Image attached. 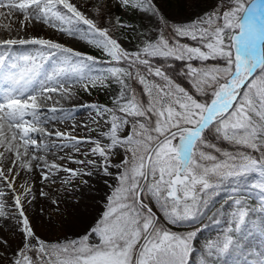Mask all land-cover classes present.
<instances>
[{"label": "snow or ice", "instance_id": "snow-or-ice-1", "mask_svg": "<svg viewBox=\"0 0 264 264\" xmlns=\"http://www.w3.org/2000/svg\"><path fill=\"white\" fill-rule=\"evenodd\" d=\"M117 3L147 20L154 39L126 50L111 35V21L108 28L100 26L103 3L90 6V18L73 0H0L6 10L0 17H22L16 37L11 23L4 25L8 37H0V75L12 83L0 96V165L6 153L13 157L7 171L0 167V219L16 222L24 241L8 259L2 248L9 242L0 237V264H212L203 256L194 259L199 228L185 233L172 228L194 226L222 188L258 174L261 183L252 187L260 191L259 209L243 197L233 199L222 238L205 246L208 257L230 249L250 251L244 247L245 230L252 214L264 217V0H219L188 22L165 17L155 0ZM37 24L86 42L107 59L97 62L49 39L19 36ZM116 27L135 31L118 17ZM183 38L196 46L182 43ZM25 45L39 47L34 55H11ZM169 60L185 62L180 75L188 88L168 74ZM76 86L89 94L97 87L111 94V107L84 105L95 113V127L85 126L95 136L73 135L75 125L72 131L45 127L74 119L73 111L57 106L73 99ZM48 141L78 154L59 160L80 167L38 154L50 151ZM22 172L30 175L21 179ZM61 173L67 178L60 179ZM37 174L41 185L60 179L74 212L84 196L81 186L92 191L93 181L101 180L111 189L106 210L82 236L41 240L25 210L37 199ZM39 196L51 199L43 188ZM8 202L11 213L5 210ZM259 230L264 237V219ZM260 257L256 264H264V252Z\"/></svg>", "mask_w": 264, "mask_h": 264}, {"label": "rangeland", "instance_id": "rangeland-1", "mask_svg": "<svg viewBox=\"0 0 264 264\" xmlns=\"http://www.w3.org/2000/svg\"><path fill=\"white\" fill-rule=\"evenodd\" d=\"M155 2L158 4L160 9L162 10L165 17L169 18L170 20H175L178 22H188L193 20L199 13H203L208 11L213 4L219 3V0H155ZM227 2V0H226ZM73 3L78 4L80 6V10L83 11L86 15H88L90 18L93 17V13L91 11V5L103 3L106 5L107 9L112 12H116V17L113 19L112 12H105L103 20L101 22V27L108 28L109 27V21L112 23V32L111 35L118 40V42L124 47L126 50L129 51H135L137 50L135 46H133V42L131 41V35L138 36L140 38V43H145L148 41H151L155 37V31L153 26L149 25L148 21L145 20L138 12L132 13V12H125V10L119 6L117 3V0H73ZM85 5H88V7H85ZM0 11H6L0 9ZM119 18L122 23H128L135 25V31L130 29H123L116 27V18ZM12 18H16V24L18 25V28L20 26V20L22 19L21 16L16 15ZM6 25L4 21H1V24ZM13 24V23H12ZM40 25V28L31 27L29 26V31H27L28 38H47L50 37V41H54L57 43H60L66 47H69L73 49L74 51H79L83 54L93 56L97 62L104 61L107 59L106 55L98 49H95L94 47L88 45L86 42L70 38L66 34H62L54 29L48 28L42 24ZM12 26V25H11ZM1 27V26H0ZM5 28V27H3ZM6 29L0 30V36L2 35V31L5 32ZM53 39V40H52ZM55 39V40H54ZM58 40V41H57ZM138 42V43H139ZM182 43H187L190 46H196V42L183 38L181 40ZM139 43V44H140ZM30 46V47H29ZM39 46H33V45H25V46H16L11 53L13 56H19V55H25V54H35V48H38ZM30 49V50H29ZM27 50V51H26ZM154 63L158 65H164L163 60L154 61ZM169 64H171L172 68V62L168 61ZM184 70L186 71L185 62H183ZM194 66H199L198 61L192 62ZM207 63L214 64L217 63V61H209ZM222 63V62H220ZM51 64H46V68H50ZM104 65H101L98 63L97 67H103ZM167 68L168 74L171 76V73L169 72V69ZM96 73H93L95 75ZM8 84V85H7ZM6 87L7 90L12 87L11 81L8 83H5L3 86H0V88ZM9 87V88H8ZM114 87V86H113ZM138 89H142L140 85H136ZM72 91L76 94L72 100L67 101L69 104L75 105L76 107H81L84 105H106L111 107V94H106V91L102 88H90V94L89 92L83 91L82 88L79 86L73 87ZM66 102V101H63ZM66 102V103H67ZM85 110L83 112H74V118L80 119L83 114H85ZM90 114V120L86 119H80L78 124H82V127L78 134L82 135V137L87 135L95 136L96 133H88L86 130V127H95L93 124V119L95 117V113L89 109L87 111ZM92 115V116H91ZM53 131V130H52ZM55 131V130H54ZM75 134V133H74ZM53 140H56L55 137H53ZM59 143V141H56ZM216 143L214 140L212 141ZM49 149L52 155H55V157L61 153V154H67V152H64L60 149L53 147L52 141H49ZM219 146L221 148H225L229 151L232 150L230 145H222L225 143H219ZM72 151V150H71ZM69 151L67 155H78L74 153L73 151ZM71 152V153H70ZM80 159H83V157H79ZM116 160L122 159V157H116ZM49 162H52V159L49 160ZM66 162V161H65ZM10 164L8 161H4L0 167H3L5 171H7V168L10 167ZM71 166V164L69 165ZM72 167H80L78 165L72 164ZM115 171V169H113ZM109 183L114 184L115 180L114 178H108ZM59 181V180H58ZM261 183V178L258 174H251L248 175L245 178H241L240 180L225 186L221 189L220 194L214 198L212 204L209 206V209L207 210L206 215L203 216V218L198 221L194 226L190 224H184V225H177L176 227L172 228L173 231L185 233L187 231L195 230L196 228H199L201 231L198 233V243L195 244L196 249H201L206 246V244L210 241H216L222 238V234L224 229L228 226L226 221L230 218V213L233 210L232 204L233 199L235 198H245V202L251 207L259 209V201H260V191L259 188H253V185H259ZM41 187H38V190H36L37 195L39 194ZM7 191V189H5ZM111 189L107 186L105 190L100 195V201L97 205V209L93 212V215L89 218V220L85 223V227H78V225L75 224L74 220L71 221L73 215L75 212L72 210V204L65 199L67 194L62 195V197H54L52 199H60L62 202L59 205H55L51 203V199H48V197H39L37 196V199L33 201L31 205L26 206V214L30 219L31 226L33 227L36 236H38L41 240L45 242H64L67 239L76 238L79 236H82L85 232V229L90 228L94 223L102 216L103 211L106 210V203H107V194H109ZM230 197L232 199H230ZM44 201V202H43ZM50 202V203H48ZM11 202H8L6 204V212L11 213L13 209L10 206ZM46 204V205H45ZM52 205V206H51ZM153 209L155 210V205H152ZM87 207H90V203L85 199H82L80 201L79 208L84 211V209H87ZM45 208V209H44ZM50 208V209H49ZM69 209V210H68ZM57 210V211H56ZM55 212V213H54ZM59 213V214H58ZM58 215V219L60 221H56L54 219L55 215ZM161 219H163L161 217ZM264 219V217L261 216L259 211L252 214V219L249 221V223L253 222L254 227L257 229L259 228V225L261 223V220ZM2 223V222H1ZM0 223V225H1ZM11 230L8 232L10 235H5L2 233V228H0V237L6 239L9 242V247H3L2 251L7 253L8 259H11L13 256L14 251L17 249V247L23 246V237L22 233L19 231L18 226L16 222L13 220L11 221ZM257 223V224H256ZM76 225V226H75ZM171 227V226H169ZM7 229V228H5ZM8 230V229H7ZM6 232V231H5ZM247 231L245 230V233ZM13 233H15L13 235ZM244 233V234H245ZM219 238V239H217ZM259 243H256V246L259 249L256 250V253L258 254L256 256L260 257V253L264 252V245H262L261 240H258ZM33 243H35L33 241ZM252 245V242H251ZM203 246V247H202ZM255 247V244H254ZM255 247V248H256ZM263 248V249H262ZM257 249V248H256ZM205 259H210L212 261V264H225V254H217L212 257H208L205 253L204 255ZM3 264H7V261H4Z\"/></svg>", "mask_w": 264, "mask_h": 264}, {"label": "bare ground", "instance_id": "bare-ground-1", "mask_svg": "<svg viewBox=\"0 0 264 264\" xmlns=\"http://www.w3.org/2000/svg\"><path fill=\"white\" fill-rule=\"evenodd\" d=\"M1 21H4V23H6V25L9 24V23H11V25H12L11 26L12 27L11 35L13 37H16L17 36V31L16 30L19 29L18 28V25L16 24L17 19L16 18H12V17L9 18V17H6V16L0 17V26H1L0 27V30L5 29V28H3L4 27V24H3V22L1 24ZM36 26H37V28H40V25L39 26L36 25ZM31 31H29V32H31ZM1 33H2V35L0 37H3V38H7L8 35H9V33L6 30H5V32L2 31ZM19 36L20 37H23V38H28V35L26 33H23V32L19 33ZM45 39H51V38L50 37H47ZM49 67H50V65H49ZM8 82H9V80L4 79L3 75H0V86H3L5 83H8ZM6 91H7V88H5V87L4 88H0V93H1L0 96H3L4 92H6ZM66 102H62V104L61 105H58L57 107H63L65 110H71V111L79 112V113L80 112H83L85 110L86 111L85 114H83V116L80 119H86L88 121L90 120V114L87 112L90 109L89 107H83V106H81L79 108V107H76L75 105H72V104H69L68 102L67 103ZM49 106H51V102H49ZM45 111H46V109H45ZM80 119H78V118L69 119L66 122V124L52 122L51 124L45 125V127H47L49 129V131H52V130L54 131L57 128H59L61 130H64V131H72V127H73V125H75L76 128H75V131L72 132V134L82 137L81 134L80 135L78 134V132L80 130H82L81 129L82 124H78ZM32 135L35 136L37 134L33 133ZM38 142H39V140H38ZM48 144H50L49 141H48ZM84 147H87V146H84ZM0 151H3V149L0 148ZM60 151L61 150H59V152ZM63 151L64 152H67V154H68V152L71 151V150L70 149H65ZM38 154L45 155L48 160L55 159L56 162L63 163L65 167H72V164H71V166H69L70 163L59 160V157L60 156H64V154L59 153L56 157H55V155H52L51 152H50V154L48 152L47 153H38ZM5 155L8 157V159H5L4 161H8V163L10 164L9 166L11 167L12 166L11 165V159L13 158L12 157V154L11 153H6ZM28 175H30V174L29 173L22 172L21 173V179H23L24 177H27ZM59 175H60V179L67 178V176H68L67 173H61ZM60 179H57L56 180V183L54 185L53 184L41 185L40 184V181H39V175L37 174L36 179H35V182L33 184V187H34L35 190H38V187L43 188V190L45 192H48L49 193V196L51 197V199L54 198V197H58V196L59 197H62V195L66 194V193H64V191H63L64 186L61 185ZM106 179H108V178H106ZM93 183H94V190H92V191H87L86 186H83V185L81 186V187H85V192H84V196H83L82 199H85L87 201V203L89 201L90 207H87V209H84V211H82L79 208L78 211H75L74 214H71V215H73V217L75 216L74 218H72L71 221L73 222V220H74L75 224L78 225V227H85V223L89 220V218L93 215V212L97 209V205H98V203L100 201V195H101V193L105 190V188H107V185L105 183H103L99 179L94 180ZM39 197L40 196H38V198ZM48 199H50V198L48 197ZM48 203H50V202H48ZM53 216H55L54 219L56 221H58V222L60 221V219H58L59 217H58L57 214H55ZM11 221H12L11 219H0V223L2 222L1 225H0V228H2V226H3V229L1 231H2L3 234L8 235V236L10 235V233L8 234V232L11 230V228H10L11 227V224H12ZM252 223L253 222L249 223L248 228L246 229L247 232L244 234L246 236V239L244 240V247H245V249L250 250V251H239V250H236V249H230L228 252L224 253L225 256H226V258H225V264H245V261H247V264H256V261L261 258L259 256H256L258 254V252L256 253V250L259 249L258 247H256V246H259V245H256V243H259L258 240H261L262 245H264V237H262L260 235L259 228L256 229L254 227V224H252ZM5 228H7L8 230L5 229ZM217 239H219V238H217ZM251 242H252V245H251ZM254 244H255V247L257 249L254 247ZM196 250H197V253H196V256L194 257V259L198 260L201 256L204 257V255L206 253L205 252V246H204V248L196 249Z\"/></svg>", "mask_w": 264, "mask_h": 264}, {"label": "trees", "instance_id": "trees-1", "mask_svg": "<svg viewBox=\"0 0 264 264\" xmlns=\"http://www.w3.org/2000/svg\"><path fill=\"white\" fill-rule=\"evenodd\" d=\"M106 11L107 12L109 11L107 9V7H106ZM109 12H112V11H109ZM112 15L114 16L113 17V19H114L116 17L115 16L116 15V12H112ZM118 29H119V27H118ZM131 41L133 42V44H134L133 46H135L136 49H137L138 45H142V43L139 42L140 41V38H138V36H135V34L134 35H131ZM156 61H158V60H156ZM169 61L172 62V63H174V64H172V68L169 69V72L171 73V76H173L175 78V80L178 83L181 84V86H184L185 88H188L189 85L187 83V79L185 77H183V76L180 75L181 72H184L185 71L184 70V66H183V64H184L183 61H175V60H169ZM215 142L218 143L219 141H215ZM219 143L222 144L223 142H219ZM222 145L227 146L228 144L225 143V144H222ZM145 202H149V201H145Z\"/></svg>", "mask_w": 264, "mask_h": 264}]
</instances>
